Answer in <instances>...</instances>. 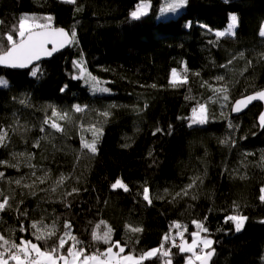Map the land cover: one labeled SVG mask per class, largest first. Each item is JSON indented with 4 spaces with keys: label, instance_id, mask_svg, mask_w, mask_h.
Returning a JSON list of instances; mask_svg holds the SVG:
<instances>
[{
    "label": "trees",
    "instance_id": "trees-1",
    "mask_svg": "<svg viewBox=\"0 0 264 264\" xmlns=\"http://www.w3.org/2000/svg\"><path fill=\"white\" fill-rule=\"evenodd\" d=\"M143 1L150 12L133 18ZM169 1L0 0V54L12 46L8 33L19 42L22 17L46 26L33 30L58 27L72 37L67 50L29 70L0 68L5 258L12 242L48 251L60 238L67 243L54 255H67L73 236L81 257L118 241L121 255L136 258L159 249L140 264H185L193 253L180 246L198 232L213 242L210 264H264L262 105L231 112L264 89V0H187L178 15L158 20ZM231 15L234 34L218 37ZM173 70L179 86L170 84ZM200 105L205 122L192 123ZM93 142L95 152L85 147ZM118 179L127 191L112 187ZM230 215L247 217L240 231ZM109 228L110 243L93 239Z\"/></svg>",
    "mask_w": 264,
    "mask_h": 264
},
{
    "label": "snow or ice",
    "instance_id": "snow-or-ice-1",
    "mask_svg": "<svg viewBox=\"0 0 264 264\" xmlns=\"http://www.w3.org/2000/svg\"><path fill=\"white\" fill-rule=\"evenodd\" d=\"M68 3H75V0H66ZM187 0H173L171 4L168 5V7L165 9V11L171 10L175 11L184 5H186ZM147 5H138L137 10L132 12L131 15L133 18H138L140 15H142L146 9ZM51 19V18H49ZM27 18L22 17L19 26L17 35L20 37L19 43L16 42V40L13 38L11 33H8L6 35L7 40L12 45L11 48H9L7 51H5L3 54H0V64H9L12 67H25L31 61L38 60L41 56V54L44 55H51L52 52L56 51L55 45L57 43L60 44V46H63L65 42L70 43L71 41L68 39V34L63 29H56L55 31L49 32V31H32V28L27 26L26 23ZM237 25V17L235 15H232L230 17V23L227 26V29L225 31L217 32L218 37H223L225 35H232L234 34V29ZM33 27H46L41 25H35ZM261 36H264V30L260 33ZM72 36L75 37V32L72 33ZM59 38V39H58ZM49 42L53 43L54 47L51 50H48L45 45ZM37 70H33L31 72V75L36 76ZM173 77H176V70H173ZM90 75V74H89ZM93 80H95V77H92ZM218 79H223V77H218ZM7 81L0 78V86H6ZM155 87V85H153ZM102 91H107V89H101ZM224 99H227V96L224 97ZM255 99H261L264 100V92L256 93L253 96H248L244 99H241L237 101L233 107L234 111H240L242 107H246L248 103H250L252 100ZM200 111L203 113L204 106L200 105ZM76 110L80 111V106H76ZM193 117H196L197 109L194 108L193 110ZM53 116L59 115L57 112L53 111ZM107 115V113H105ZM67 116V113H65L63 116H61V119ZM261 124L264 125V114L260 117ZM204 123L205 119L203 115L200 116L199 120L193 119L192 123ZM45 123H50L51 127L56 128L57 130H62L60 126L55 121H45ZM157 131H162L161 129H157ZM4 139V135H0V142H2ZM85 147L90 149L92 152L96 151L95 142L91 144H85ZM3 173H0V176H2ZM63 180V177H61V181ZM16 183H20V181H17ZM112 187L115 188H122L123 190L127 191V186L121 181L117 180ZM75 191V189L73 190ZM261 191H264L262 189ZM149 190L147 188L144 189V198L145 200H148L149 203H151V200L149 199ZM261 199L264 200V196H261ZM8 204V199L5 198L3 202H0V211H3L5 206ZM227 220H231L235 223V229L236 231H240L243 227L244 221L247 220V217L242 216H236V215H230L226 218ZM103 223V222H102ZM194 223H196L194 221ZM177 228L180 227L179 224L175 225ZM65 227H70L69 225H65ZM99 227V226H98ZM198 227H202L201 225H198ZM33 228H35L37 231H40V228L37 227L36 224H33ZM24 229H21L23 231ZM133 231H140L141 229L136 228L132 229ZM203 231H207L206 228L202 229ZM111 232V229L109 228L108 231L104 232L103 235H98L96 232H93V239L94 240H103L105 243H110V237L109 234ZM51 235V233H49ZM193 240L192 244L188 246L181 245L180 251L182 252H191L193 253L196 260L205 261L210 257L214 250L212 252L204 253L203 251L200 253H196L195 249L200 245L203 244L204 248H208L213 242L208 239H199V233H193ZM65 236H69V233H65ZM37 240L44 239L42 236H37ZM69 239L73 241V243L69 246L67 249V255L59 254L54 255V253H59V249H62L64 245L67 243V241L64 238H60L59 243L56 247L52 248L48 251H42L40 247L33 243L31 240H22L21 243L17 244L15 242L11 243L10 248L7 250V259L5 252H0V264H8V260L14 261L15 264H57V259L63 260L64 264H77V261L79 257L83 256L84 249L80 248L76 249V244L80 243L76 240L75 237L69 236ZM168 237L165 236V240H167ZM0 241H4V244H8L7 240H4V237L0 235ZM111 245L105 253H100L99 255L103 256L104 259H98V255L96 253L84 256L83 261L80 262V264H88L89 261H92L93 264H121V261L124 262V264H140L141 261L144 259L151 257L159 252V249H152L148 252L143 253L138 259L134 258L131 255L124 256V257H117L119 256V253L124 251L123 247L119 246V242H111ZM115 246L119 249L118 252L113 253L112 247ZM15 250V251H13ZM164 255L167 256L168 252H164ZM168 264H171L169 261ZM189 264H192V259L189 258Z\"/></svg>",
    "mask_w": 264,
    "mask_h": 264
},
{
    "label": "water",
    "instance_id": "water-1",
    "mask_svg": "<svg viewBox=\"0 0 264 264\" xmlns=\"http://www.w3.org/2000/svg\"><path fill=\"white\" fill-rule=\"evenodd\" d=\"M56 29H63V28H58V27H48V28H42V29H37V30H33V31H49V32H52V31H55ZM67 34H68V39L71 41L70 43H68V42H65L64 44H63V46H60V44L59 43H57L56 45H55V47H56V51H54V52H52L51 53V55H44V54H41V56H40V58L38 59V60H33V61H31V63H29L27 66H25V67H12V66H10L9 64H0V68H6V69H9V70H12V71H26V70H29L30 68H32V67H34V66H36V65H38V64H40V63H42V62H45V61H49V60H51L54 56H56L57 54H59V53H62V52H64L65 50H67L70 46H71V43H72V37H71V35L69 34V32L67 31V30H65V29H63ZM59 39V38H58ZM19 43V42H18ZM45 47L48 49V50H51L53 47H54V45H53V43H51V42H49L48 44H46L45 45ZM11 48V47H10ZM3 54V53H2ZM259 92H264V89L263 90H261V91H259ZM259 92H256V93H259ZM256 93H254V94H250V95H248V96H253V95H255ZM248 96H245V97H243V98H240V99H238L237 101H239V100H241V99H244V98H246V97H248ZM236 101V102H237ZM235 102V103H236ZM235 103L233 104V106H232V110H231V112H232V115L233 116H240V115H242V114H244L245 112H247L252 106H254L255 104H261L262 105V112L260 113V115H259V117H258V124L260 125V127L261 128H264V125H262L261 124V121H260V117H261V115L262 114H264V100H261V99H255V100H252L250 103H248L247 104V106L246 107H242V109L240 110V111H234L233 110V107H234V105H235ZM209 252H212V250H210ZM208 253V252H207ZM213 257H214V252H213V254L210 256V257H208V259L206 260V262L205 261H200V264H210L211 263V261H212V259H213Z\"/></svg>",
    "mask_w": 264,
    "mask_h": 264
},
{
    "label": "rangeland",
    "instance_id": "rangeland-1",
    "mask_svg": "<svg viewBox=\"0 0 264 264\" xmlns=\"http://www.w3.org/2000/svg\"><path fill=\"white\" fill-rule=\"evenodd\" d=\"M62 1H65L66 2V0H62ZM173 2V0H170L168 3H166L162 8H161V10H160V12L158 13V15H157V19L159 20V19H163V18H168V17H173V16H176V15H178L179 13H180V11H181V8H179V9H177V10H175V11H171V10H168V11H165V9L168 7V5L169 4H171ZM140 5H147V7H146V9H145V11H144V13L142 14V15H140L138 18H140L141 16H143V15H145V14H147V13H149L150 12V3L148 2V1H143ZM137 9H135L134 11H136ZM133 11V12H134ZM132 16V15H131ZM232 16V15H231ZM27 23V26H29V27H31V28H33V25L34 24H30V23H28V22H26ZM237 26V25H236ZM236 28V27H235ZM226 30V29H225ZM225 30H223V31H225ZM263 30H264V26H263ZM32 31H33V29H32ZM234 31H235V29H234ZM221 32V31H220ZM173 73V72H172ZM171 73V76H170V84L172 85V86H179L181 83H183L184 82V80L176 73V77L174 78L173 77V74ZM205 114H206V110H205V107H204V110H203V113H201V111H200V108L199 109H197V114H196V117H193V119H197V120H199V118H200V116L201 115H203V117H205ZM56 129V128H55ZM244 223H245V221H244ZM243 226H244V224H243ZM242 229V228H241ZM199 239L200 240H203V238H201L200 236H199ZM206 239H208V240H211V239H209V238H206ZM212 241V240H211ZM192 244V242L191 243H182V245H184V246H188V245H191ZM212 246V244L208 247V248H204V246H203V244H200L199 246H198V248H196L195 249V251L197 252L198 250H204L205 251V253H207V252H209L210 251V247ZM113 251V253H116L114 250H112ZM189 258H191L192 260L194 259L196 262L194 263L193 261H192V264H197V262H199L200 260H196L195 259V257H194V255L192 254V256H190ZM189 260V259H188ZM187 260V261H188Z\"/></svg>",
    "mask_w": 264,
    "mask_h": 264
},
{
    "label": "crops",
    "instance_id": "crops-1",
    "mask_svg": "<svg viewBox=\"0 0 264 264\" xmlns=\"http://www.w3.org/2000/svg\"><path fill=\"white\" fill-rule=\"evenodd\" d=\"M198 248V247H197ZM115 252H118V251H115ZM98 255V259H101V260H103L104 259V257L103 256H101V255H99V254H97ZM156 255V254H155ZM124 256H128V255H121V253H119V256L117 257V259H119V257H124ZM154 256V255H153ZM153 256H151V257H153ZM134 257V256H133ZM134 258H136V257H134ZM7 259V258H6ZM83 259H84V257H79V259H78V261H77V264H80V262L81 261H83ZM136 259H138V258H136ZM193 261V260H192ZM194 262V261H193ZM196 262V261H195ZM194 262V263H195ZM8 264H15V262L14 261H11V260H8ZM57 264H64V261L63 260H59V259H57ZM88 264H93V262L92 261H89L88 262ZM121 264H124V262L123 261H121ZM185 264H189V260L185 263Z\"/></svg>",
    "mask_w": 264,
    "mask_h": 264
},
{
    "label": "built area",
    "instance_id": "built-area-1",
    "mask_svg": "<svg viewBox=\"0 0 264 264\" xmlns=\"http://www.w3.org/2000/svg\"><path fill=\"white\" fill-rule=\"evenodd\" d=\"M14 251H15V250H14ZM202 251L205 253V251H204V250H201V249H200V250H198L196 253H200V252H202ZM193 261L195 262V260H194V259H193Z\"/></svg>",
    "mask_w": 264,
    "mask_h": 264
}]
</instances>
